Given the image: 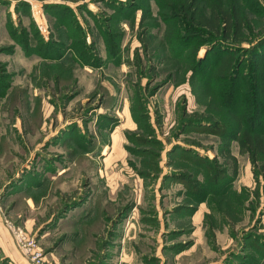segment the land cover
Masks as SVG:
<instances>
[{
  "label": "rangeland",
  "instance_id": "374dc122",
  "mask_svg": "<svg viewBox=\"0 0 264 264\" xmlns=\"http://www.w3.org/2000/svg\"><path fill=\"white\" fill-rule=\"evenodd\" d=\"M160 1L0 0V218L44 262L264 264V175L219 152L220 53ZM245 2L256 42L264 0ZM2 239L0 264H34Z\"/></svg>",
  "mask_w": 264,
  "mask_h": 264
},
{
  "label": "trees",
  "instance_id": "16d2710c",
  "mask_svg": "<svg viewBox=\"0 0 264 264\" xmlns=\"http://www.w3.org/2000/svg\"><path fill=\"white\" fill-rule=\"evenodd\" d=\"M249 1V5L258 2ZM160 5L167 28L190 30L200 41L194 54L199 45L210 43L212 50L207 52L220 53L214 75L229 84L226 104L231 110L229 130L221 133L220 155L234 159L231 143L237 142L239 152L247 154L264 175V36L255 42L249 6L245 0H161ZM239 78L247 82L239 84ZM239 90L246 104L240 109L233 107Z\"/></svg>",
  "mask_w": 264,
  "mask_h": 264
},
{
  "label": "built area",
  "instance_id": "2783aa9c",
  "mask_svg": "<svg viewBox=\"0 0 264 264\" xmlns=\"http://www.w3.org/2000/svg\"><path fill=\"white\" fill-rule=\"evenodd\" d=\"M0 222L3 224L4 228L13 238V240L15 241L18 248L22 251V253L28 255L34 264H51L50 262L42 261L40 259V256H38L39 254L37 252H34L33 242L29 238L26 231H24L18 226H14L10 221L6 219L3 220L0 218Z\"/></svg>",
  "mask_w": 264,
  "mask_h": 264
},
{
  "label": "crops",
  "instance_id": "0c3cea01",
  "mask_svg": "<svg viewBox=\"0 0 264 264\" xmlns=\"http://www.w3.org/2000/svg\"><path fill=\"white\" fill-rule=\"evenodd\" d=\"M199 218H200V216H198L197 218H195V217H193V219H192V221H191V223H192V226H191V228H193V230H192V234H194V239L197 237L198 239L194 242V244L192 245V247H190V248H192V249H190L189 251H195L196 250V248L197 247H199L198 245H199V242H201L200 241V237L199 236H197V232L199 231V229L197 228V226L196 225H194L195 223H198V221H199ZM179 220H177V222H178ZM181 221H183V220H181ZM4 236H7V230L4 228V226L3 225H1L0 224V244L1 243H4L3 241V237ZM223 239V238H222ZM223 241H226L225 240V237H224V239H223ZM194 248V249H193ZM187 253V252H186ZM179 254V253H178ZM125 257H128V256H124L123 258H121V259H123V260H125ZM120 258V257H119ZM210 258H211V260H212V254H210ZM211 260H209V261H211ZM108 261H110L109 259H108ZM109 264H110V262H109Z\"/></svg>",
  "mask_w": 264,
  "mask_h": 264
}]
</instances>
